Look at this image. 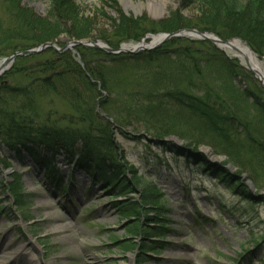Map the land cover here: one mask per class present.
<instances>
[{
  "label": "trees",
  "instance_id": "obj_1",
  "mask_svg": "<svg viewBox=\"0 0 264 264\" xmlns=\"http://www.w3.org/2000/svg\"><path fill=\"white\" fill-rule=\"evenodd\" d=\"M0 2L4 5L6 16L0 18L1 59L55 41L63 34L77 40H95L92 37L94 23L82 17L76 0H51L47 17L22 7L21 0ZM194 2L205 8L200 24L173 15L158 24V33L172 34L193 29L212 33L224 41L238 37L264 60V0H192L191 3ZM125 20H113V28L116 27L113 36L123 41H111L103 36L97 39L115 49L127 43L133 35L132 39H139L135 30L141 21L125 23ZM75 50V54L67 51L58 54L48 50L35 56L19 57L9 76L15 72L22 73L27 64L33 65L29 71L35 78L28 86L10 87L0 79V144L8 151L21 159L27 156L51 177L60 176L54 165L58 156L66 155L94 182L110 186L109 192L113 193L110 199L116 201L120 192L131 186L125 182V174L117 163L112 124L98 111L105 113L109 120L123 129L128 121L125 115L131 112L137 114L138 121L148 126L159 144L172 136L187 144V147H173L170 142H163L164 148L201 166L203 171L212 174L219 183L244 200H254L253 191L242 177L247 173L248 180L258 187L254 177L264 174V132L252 133L256 124L250 117L237 114L230 103L233 101L236 107H240L239 102L232 98L241 96L249 102L246 97L252 96L237 85V78L244 73L237 62L226 57L210 42H193L184 38L172 39L160 49L135 55H109L83 47H76ZM132 70L145 74L141 82L142 90L135 95L129 91L113 93L111 83L117 82L118 74ZM112 76H115L114 81ZM212 82H218L219 88L221 85L229 86L232 96L225 98L226 93L223 90L219 92ZM98 86L111 98L123 96L119 112L115 113L110 101L101 100ZM52 94L61 96L71 107L73 115H62L43 124L37 97ZM131 95L133 98H130ZM4 97L12 98L9 102L13 108H6L8 102L2 103ZM251 106L259 114L257 125L264 127V106L257 100ZM149 119L152 120L150 124L144 122ZM201 147H212L216 155L225 156L226 160L222 165L209 163L208 158L200 153ZM229 165L237 170L236 174L226 168ZM62 181L61 178L57 186H61ZM134 183L142 188V203H112L122 223L134 220L139 225L144 210L161 216L165 210V197L158 187L153 181L138 175L134 176ZM11 189L12 196L18 200L22 194L21 187ZM143 225L146 226L144 234L148 239L156 237L162 241L165 238V227L161 224H154L152 228L149 224ZM128 232L136 235L137 229L130 225ZM261 239L255 240L256 247L260 246L264 237ZM145 261L140 260L138 264Z\"/></svg>",
  "mask_w": 264,
  "mask_h": 264
},
{
  "label": "rangeland",
  "instance_id": "obj_2",
  "mask_svg": "<svg viewBox=\"0 0 264 264\" xmlns=\"http://www.w3.org/2000/svg\"><path fill=\"white\" fill-rule=\"evenodd\" d=\"M76 1L82 17L94 23L92 37L95 40H77L63 34L50 42L56 46L58 51H53L58 54H62L60 50L71 42L105 43L97 39L98 36L111 41H123L124 39L113 36L116 31V27L113 28V20L119 21L120 18L126 19L125 23L130 20L141 21L135 30L139 39H132V34L125 46L139 42L151 44L154 36L167 34L158 33V24L162 21L179 15L193 24H200L205 9L200 3L192 4V0H159L165 4L163 9L156 5L158 0ZM21 2L22 7L41 17H47L49 14L51 0ZM0 18H6L2 2ZM132 29L134 30V27ZM185 30L190 29H183ZM188 40L194 42L195 39ZM233 40L242 41L250 48L238 37L225 41L231 43ZM48 50L52 49L46 51ZM66 51L74 54L77 52L75 49ZM219 51L238 63L244 73L237 78V85L252 95L246 97L250 103L241 96L232 98L239 102L241 108L236 107L233 101H230L231 105L236 108L237 114L250 117L253 124H256L251 130L252 133H258L260 130L264 132V127L257 125L260 122L259 114L251 106L254 100L260 101L264 106V88L256 75L247 65H242L232 51L225 52L221 47ZM258 58L264 63L263 59L259 56ZM5 59L0 58V68ZM14 63L0 75L1 81H5L6 86L10 87L28 86L35 78L29 71L33 65L27 64L22 73L15 72L9 76ZM144 76L143 72L138 73L135 70L119 73L117 82L111 83V89L115 94L129 91L135 95L142 90L141 82ZM114 77H111L113 81ZM211 84L219 92L223 90L226 93L225 98L232 96L229 86L221 85L219 88L218 82ZM98 87L100 89V86ZM100 92L101 100L110 101L114 105L115 113L119 112L121 102L124 101L123 96L111 98L102 89ZM130 98H133L132 95ZM11 99L4 97L2 101L4 104L8 102L7 109L14 107L10 104ZM37 103L43 124L62 115H73L69 104L59 95L37 97ZM98 113L112 124V141L117 163L125 174V182L132 188H124L116 201L142 203V188H138L134 183V176L138 175L153 181L158 187L165 197L164 212L159 216L156 212L144 210L139 225L134 220L131 223H122L118 210L112 205L116 201L110 199L113 194L109 192L110 186L94 182L66 155L58 156L54 165L60 176L51 177L27 156H22L24 159H21L0 144V209H3L0 213V264H138L143 259H146L144 264H264V241L260 242L259 247H256L255 243V240H262L264 237L263 173L254 177L258 187L248 180L247 173L243 175L246 176L244 181L255 196L252 201L244 200L233 190L219 183L212 174L203 171L201 166L189 162L183 156L173 154L162 146L161 143L170 142L173 147H187L182 141L176 142V137L163 139L159 144L154 133L147 129L148 126L138 121L137 114L126 113L125 120L128 121L123 129L109 120L105 113ZM151 121L144 120L147 124ZM183 124L187 126L185 122ZM184 126L179 128L186 130ZM199 151L208 158L209 163L222 165L226 160L225 156L216 155L212 147H201ZM232 173L236 174L237 170L234 168ZM61 178L62 185L57 186ZM15 186L22 189L18 200L11 194V188ZM143 224H149L151 228L155 227L154 224L164 226L166 236L163 242L156 237L148 239L144 234L146 226ZM130 225L136 227V235L129 234ZM118 239L120 241L116 243Z\"/></svg>",
  "mask_w": 264,
  "mask_h": 264
},
{
  "label": "water",
  "instance_id": "obj_3",
  "mask_svg": "<svg viewBox=\"0 0 264 264\" xmlns=\"http://www.w3.org/2000/svg\"><path fill=\"white\" fill-rule=\"evenodd\" d=\"M176 37L193 39V40L195 39V40H201V41H208V42H211L212 44H214L218 49H220L221 45H227V46L233 47L230 42H226V41L223 42L222 40H220L218 37H216L213 34L201 33V32H198L197 30H185L183 32L180 31V32L172 33V34H161V35L154 36V38H157L159 40L155 44H151V46H152L151 48H147L144 51L158 49L163 45V43H166L170 39H173ZM143 44H144V42H142V44L138 48L131 49V50L130 49L113 50L110 47H107L106 44L101 43V42H93V41L71 42L65 48L60 50V53H63L68 49H74L76 47L78 48L79 46H81L83 48H92V49H96V50H101V51L108 53L109 55L110 54L118 55L121 53H130V54L133 53V54H135V53H138L137 50L143 49L146 47ZM47 49H52L54 51H58V49H56V46L54 44L47 43V44L41 45L40 47L32 49V50H27V51L15 53L13 56L6 58L4 60L3 68L0 69V75L2 73H5V71L8 70L12 66V64L15 62V60L17 58L35 56L37 54H41V53L45 52ZM233 49H235V48L233 47ZM246 65H247V68L249 69L248 64H246ZM250 71H252V70H250ZM252 72L254 73V71H252ZM254 75H256V74L254 73ZM257 80L261 83L262 87L264 88V82L258 77H257ZM177 140L178 139H175L176 142H177ZM221 160H224V159H221ZM226 168L230 171L234 170V168H232L230 165ZM235 178L237 179L238 177L236 176ZM243 179L246 180L247 179L246 176H243ZM249 185H251V183H249Z\"/></svg>",
  "mask_w": 264,
  "mask_h": 264
},
{
  "label": "bare ground",
  "instance_id": "obj_4",
  "mask_svg": "<svg viewBox=\"0 0 264 264\" xmlns=\"http://www.w3.org/2000/svg\"><path fill=\"white\" fill-rule=\"evenodd\" d=\"M156 5L159 6L160 9H163L165 4L163 2L156 1ZM159 39L153 38V41L151 44H155ZM151 44H144L146 47L143 49L137 50L138 53L143 52L147 48H151ZM231 45L235 48L233 50V47L231 46H225L221 45L220 47L225 51V52H230L232 51L234 53V57L240 60L242 65L248 64L249 70L254 71L256 76L260 78L264 82V63L259 60V58L256 56V54L242 41L239 40H233L231 42ZM139 46H125L124 49H135L138 48ZM137 53V54H138ZM3 68V64L1 65V68ZM14 249V247L12 248ZM16 256V255H15ZM30 264V263H28Z\"/></svg>",
  "mask_w": 264,
  "mask_h": 264
}]
</instances>
